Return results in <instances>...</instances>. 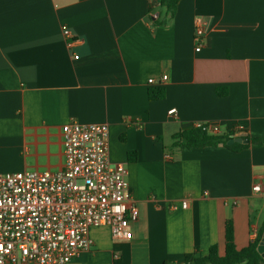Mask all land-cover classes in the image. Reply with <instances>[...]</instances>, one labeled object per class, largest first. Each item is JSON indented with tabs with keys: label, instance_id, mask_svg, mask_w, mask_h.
<instances>
[{
	"label": "crops",
	"instance_id": "obj_1",
	"mask_svg": "<svg viewBox=\"0 0 264 264\" xmlns=\"http://www.w3.org/2000/svg\"><path fill=\"white\" fill-rule=\"evenodd\" d=\"M167 18L158 0H0V174L61 169L72 121L109 125L111 162L129 170L133 238L92 228L69 264H185L212 246L223 257L227 222L238 250L262 231L264 142L248 141L264 139V0H181ZM157 87L167 96L150 101ZM197 122L249 146H181Z\"/></svg>",
	"mask_w": 264,
	"mask_h": 264
},
{
	"label": "built area",
	"instance_id": "obj_2",
	"mask_svg": "<svg viewBox=\"0 0 264 264\" xmlns=\"http://www.w3.org/2000/svg\"><path fill=\"white\" fill-rule=\"evenodd\" d=\"M195 26V50L201 52L206 32L202 23ZM63 36L73 39L67 27ZM192 127L221 136L213 123ZM62 136L61 169L0 174V264H69L91 251L90 229L95 227H108L117 241L133 238L131 225L140 213L127 166L111 162L109 125L72 121L63 126ZM253 189L262 191L257 185ZM187 207L184 201L182 208Z\"/></svg>",
	"mask_w": 264,
	"mask_h": 264
},
{
	"label": "trees",
	"instance_id": "obj_3",
	"mask_svg": "<svg viewBox=\"0 0 264 264\" xmlns=\"http://www.w3.org/2000/svg\"><path fill=\"white\" fill-rule=\"evenodd\" d=\"M181 0H158L160 6L166 9L168 18H173L178 9L179 2ZM168 18L163 21L165 23ZM166 89L164 88H151L149 90L148 98L150 101L164 100L167 96ZM236 136L235 133L231 135L216 136L203 132L200 129L193 127L175 135V139L180 141V145L192 150V149H204L208 147L225 146L226 148L241 152L249 145L234 144L229 145L228 142ZM250 143L256 144L264 142V139L253 138L249 139ZM136 154L130 155V160L135 159ZM226 248L225 255L219 256V249L217 246H212L208 255L203 256L199 250H196L185 257V264H264V258L259 252V246L262 242L264 235V225L262 231L259 233L258 238L250 242L248 247L243 250H238L234 241V230L230 222L226 224Z\"/></svg>",
	"mask_w": 264,
	"mask_h": 264
},
{
	"label": "water",
	"instance_id": "obj_4",
	"mask_svg": "<svg viewBox=\"0 0 264 264\" xmlns=\"http://www.w3.org/2000/svg\"><path fill=\"white\" fill-rule=\"evenodd\" d=\"M248 137V133L246 132H241L237 135L236 139L233 138L231 139L228 144L229 145H234L236 143H248L245 138ZM259 252L260 254L262 255V257L264 258V235H263V239H262V242L260 243V246H259Z\"/></svg>",
	"mask_w": 264,
	"mask_h": 264
}]
</instances>
